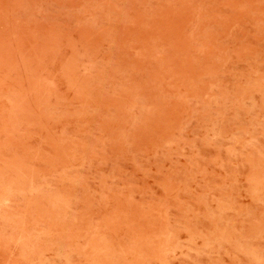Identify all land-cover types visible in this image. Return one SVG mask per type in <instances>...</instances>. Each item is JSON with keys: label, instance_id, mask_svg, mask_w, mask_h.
Wrapping results in <instances>:
<instances>
[{"label": "rangeland", "instance_id": "374dc122", "mask_svg": "<svg viewBox=\"0 0 264 264\" xmlns=\"http://www.w3.org/2000/svg\"><path fill=\"white\" fill-rule=\"evenodd\" d=\"M0 264H264V0H0Z\"/></svg>", "mask_w": 264, "mask_h": 264}]
</instances>
